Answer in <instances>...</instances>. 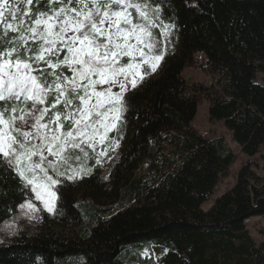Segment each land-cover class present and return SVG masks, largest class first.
Instances as JSON below:
<instances>
[{"label":"trees","instance_id":"trees-1","mask_svg":"<svg viewBox=\"0 0 264 264\" xmlns=\"http://www.w3.org/2000/svg\"><path fill=\"white\" fill-rule=\"evenodd\" d=\"M164 2L174 35L157 76L125 95L122 124L110 135L123 142L112 186L97 172L61 183L55 213L41 212L49 232L0 246V264H264V243L246 225L264 217L258 165L243 166L236 185L204 211L235 155L224 138L206 139L191 126L206 100L210 120L223 122L245 155L264 160V0ZM198 66L209 85L182 77ZM146 159L150 169L139 173ZM17 180L0 172V225L21 204L40 205ZM151 245L163 255L157 262L142 259Z\"/></svg>","mask_w":264,"mask_h":264},{"label":"snow or ice","instance_id":"snow-or-ice-1","mask_svg":"<svg viewBox=\"0 0 264 264\" xmlns=\"http://www.w3.org/2000/svg\"><path fill=\"white\" fill-rule=\"evenodd\" d=\"M164 8V0H0V172L49 211L57 177L73 179V162L118 131L125 93L163 59L159 35L175 27Z\"/></svg>","mask_w":264,"mask_h":264},{"label":"rangeland","instance_id":"rangeland-1","mask_svg":"<svg viewBox=\"0 0 264 264\" xmlns=\"http://www.w3.org/2000/svg\"><path fill=\"white\" fill-rule=\"evenodd\" d=\"M26 8H29L30 6L26 5ZM156 31L159 33V29H156ZM170 35L166 34H160L159 39L161 42L162 50L166 52V44H167V38ZM163 55V56H164ZM200 63L205 62V57L203 55L199 56ZM162 61H159L158 66L156 70L153 72L151 69H149L148 74L145 75L143 81L147 79L149 76H157V73L159 69L161 68ZM182 77H184L186 80L191 82L192 84L200 83L204 85H209L211 83V79L207 73H205L199 66L194 68H188L183 72ZM142 81V82H143ZM138 82L137 86L142 83ZM258 82L260 84H263L262 82V76H259ZM103 87H107V85H104ZM130 88V85H129ZM133 90V89H131ZM130 90V91H131ZM118 89L113 88V92H117ZM128 91V92H130ZM126 92L125 95L128 93ZM209 103L205 100L202 105L199 106L197 116L194 120V123H192V127L201 134L204 138L209 140H215L224 138L229 146V149L231 152L235 155V160L232 166L229 169V176L227 178H224L220 180L219 184L216 186V189L214 191V195L209 202H207L202 209L204 211H210V209L213 207L215 201L217 198L222 197V195L229 192L234 185L237 183L238 178V172L241 171L243 166H245L249 162H253L254 164L258 165V170L256 169V173L262 178H264V160L262 159V155H259L255 158H250L247 155H245L239 145L235 143L233 139V134L225 127V124L223 122H212L210 120L209 116ZM122 120L119 122V128L122 124ZM119 130V129H118ZM103 131V130H101ZM114 132H117V130H110L107 133V139L103 143L99 142V138L97 137L96 142V149L93 151L92 149H87L89 156L91 158L85 159L81 161L79 164L73 165V170L75 171V175L73 179H67L66 177H57L63 183L64 181H82L81 179H85V177H89L91 174L97 172L99 173V176L102 181H105L107 183V187L110 189L113 183L112 175L113 171L116 169V165L121 163V157H122V147L123 142L110 138V135ZM167 153V152H166ZM49 160L53 159V157L49 156ZM93 160L94 165L89 166L90 160ZM151 161L146 159L144 161V166L141 167L139 173H147L150 169ZM50 174L54 175L50 172ZM69 176L73 175V171L68 172ZM57 184L54 186L51 191H56L57 187L61 184ZM85 185H82L79 187V189L84 188ZM34 194V193H32ZM35 198V194H34ZM36 200V199H35ZM58 200V194L56 193V196L51 200V211H49L47 208L44 207L43 201L36 200L40 205L36 207V211H31L30 209L25 206L24 208H20L19 214L13 218L11 221L6 222L3 225H0V246H3L8 243H12L16 241L21 235H26L28 237H42L45 236L46 233L49 231V223L46 222L44 219H42L41 212L44 211L48 215L55 213V205ZM112 201L104 200L105 204L110 205ZM27 204V203H26ZM25 204V205H26ZM247 224V230L249 231V235L254 239L255 243L257 245H261L264 243V217H257L252 218L246 222ZM73 232V230H71ZM163 255L158 254L155 251V247L153 245L150 246V248H146L143 251L142 259L147 262H157L159 261Z\"/></svg>","mask_w":264,"mask_h":264}]
</instances>
